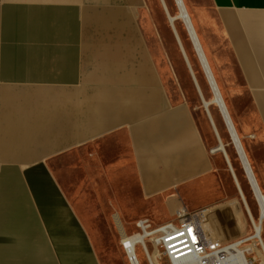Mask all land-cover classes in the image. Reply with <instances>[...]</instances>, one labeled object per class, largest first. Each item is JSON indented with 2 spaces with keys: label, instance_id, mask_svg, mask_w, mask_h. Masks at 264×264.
Instances as JSON below:
<instances>
[{
  "label": "crops",
  "instance_id": "obj_1",
  "mask_svg": "<svg viewBox=\"0 0 264 264\" xmlns=\"http://www.w3.org/2000/svg\"><path fill=\"white\" fill-rule=\"evenodd\" d=\"M184 2L264 192V0ZM148 20L146 0H0V264H101L73 172L117 230L134 205L215 202L206 122Z\"/></svg>",
  "mask_w": 264,
  "mask_h": 264
},
{
  "label": "rangeland",
  "instance_id": "obj_2",
  "mask_svg": "<svg viewBox=\"0 0 264 264\" xmlns=\"http://www.w3.org/2000/svg\"><path fill=\"white\" fill-rule=\"evenodd\" d=\"M148 6V21L149 24L146 28L141 30V37L147 38L149 45L155 46L157 41L158 45H161L160 39H162L164 53L170 48L171 40L174 37L170 31L167 18L158 0H146ZM169 12L175 14L177 7L174 0H165ZM202 3H207V0H201ZM150 10V11H149ZM137 12H133V19L136 18ZM176 29L181 37L183 45L189 56L194 73L200 84L203 98L209 101L212 98V92L207 82L205 74L199 64L197 56L194 52L193 46L189 40V36L185 29L184 23L179 19L175 22ZM184 25V26H183ZM175 43V40H174ZM176 45V43H175ZM177 47V45H176ZM178 49V48H177ZM175 48L174 50V68L170 67L171 73L168 74L166 79L170 82L179 83L183 89V93L186 101L188 102L191 109L197 118V121L204 119L206 126L202 128V135L205 142L209 145V148L216 144L215 137L207 123L205 112L202 105V99L199 97L197 90L195 89L186 64L179 52ZM179 52V53H178ZM215 103H210L209 109L215 120V123L220 131L223 138L226 151L229 155L232 163L233 170L236 174L242 192L244 194L247 205L250 209L251 214L256 217L258 214L257 201L255 200L253 192L251 191L250 184L246 178L242 165L240 163L238 154L234 148L233 143L230 140L228 131L225 127L220 111ZM215 154V155H214ZM213 158V178L215 181L216 196L215 202L202 209L204 211L203 220L207 225L210 236L218 238L224 244L227 242L238 239L243 236L244 233L251 231L249 218L244 206V203L238 194L235 187V183L232 179L231 173L228 166L225 164L222 154L217 151L212 153ZM60 172L57 171V174ZM82 175V176H81ZM91 171L85 172H73L72 183L77 182L78 186L85 184L86 189L84 191L85 207L87 208V215L85 225L89 223L91 228L96 232V253L101 264H129L126 255L120 247L119 243V231L115 228L114 220L107 212L109 220L99 219L95 214L94 203L92 193L88 187L91 183ZM75 196V193H74ZM205 196L197 193L186 194L184 197V203L191 209H196L205 202ZM145 211L148 217L153 223L162 222L167 219V207L161 204H143L142 208L137 205L132 206L127 213L125 218L126 222H123L125 229L132 226V221L137 217L138 212ZM264 239V231H263ZM254 252L248 259L255 258L252 264H259L258 260L263 256L259 244L254 241L253 243ZM88 255V254H87ZM138 256L141 264H146L144 257L138 250Z\"/></svg>",
  "mask_w": 264,
  "mask_h": 264
},
{
  "label": "bare ground",
  "instance_id": "obj_3",
  "mask_svg": "<svg viewBox=\"0 0 264 264\" xmlns=\"http://www.w3.org/2000/svg\"><path fill=\"white\" fill-rule=\"evenodd\" d=\"M163 11L164 14L167 18L168 21V25L170 28V31L174 37L175 43L177 45V48L186 64V67L188 69V72L190 74V77L192 79V83L195 87V89H197L198 94H200V96L202 97V102H203V109L205 110V117L207 120V123L213 133V136L215 137L216 140V144L214 146H212L210 148V152L211 153H216L217 151H219L222 154L223 160L226 164V161L224 159V155L223 152L226 153L227 157L229 158V155L226 151L225 148V144L223 141V138L220 134V131L218 130V127L215 123V120L211 114V111L209 109V105L210 103H215L214 105H217V107L219 108L221 115L223 117V121L225 124V127L228 131L229 137L231 142L233 143L237 154L239 156V159L241 160V163L243 165V169L246 173V178L249 181V184L251 186V191L253 192L252 194L255 197V200L257 201V206H258V214L256 217H254L251 212L250 209L247 205V202L245 200L244 194L242 192V189L240 187V184L238 182V186H236L235 183V187L238 191V188L241 191V195L242 198L246 204V212L249 218V222H250V227H251V231H249L246 235L227 242V244L224 243V258L221 260V264H252V262L254 261L255 258L252 259H248L249 256L253 255L254 252V247H253V243L254 241H256L260 248H261V253L263 258L261 257L258 260L259 264H264V239H263V231H264V192L261 191V187L258 185L259 183L256 180L254 171L251 167V165L249 164L246 152L244 150V146L242 144V140H240L239 135L237 133V130L234 126L233 120L231 118L229 109L226 105V102L222 96V93L219 89V86L216 82L215 76L213 74V71L211 69L209 60L207 59L206 53L204 51L202 42L199 38L197 29L195 27V24L193 22V19L191 17V14L184 2V0H174L175 5L177 7V12L175 14H171L169 12V9L167 7V4L165 2V0H158ZM150 11V10H149ZM179 19L184 23L185 25V29L187 31V34L189 36V40L193 46L194 52L197 56V59L199 61V64L205 74V77L207 79V82L210 86L211 92H212V98L209 101H206L203 98L202 95V90L200 89V84L198 83V80L196 78V73H194L189 56L187 54V51L183 45V42L181 40V37L176 29V25L175 22ZM183 25V26H184ZM197 85V87H196ZM206 108V109H205ZM206 110L208 111V113L206 112ZM210 115V116H208ZM210 117V118H209ZM211 119V120H210ZM212 122V123H211ZM215 155V154H214ZM214 158V157H213ZM230 160V158H229ZM227 165V164H226ZM233 179V178H232ZM234 181V180H233ZM238 194L240 195V192L238 191ZM241 198V199H242ZM243 202V203H244ZM245 206V205H244ZM204 215V211H202V216ZM116 225L119 228L120 232L122 233V240H124V236H123V224L116 219ZM202 226L203 228L208 231L207 225L205 224L203 218H202ZM138 264L139 261H138ZM186 264H195V260L194 259H190L186 262Z\"/></svg>",
  "mask_w": 264,
  "mask_h": 264
},
{
  "label": "built area",
  "instance_id": "obj_4",
  "mask_svg": "<svg viewBox=\"0 0 264 264\" xmlns=\"http://www.w3.org/2000/svg\"><path fill=\"white\" fill-rule=\"evenodd\" d=\"M202 217V210L190 211L180 204L172 218L161 223L139 217L132 232L123 231L124 240L118 228L120 247L129 264L140 263L138 250L146 264H186L190 259L195 264H221L224 244L207 233Z\"/></svg>",
  "mask_w": 264,
  "mask_h": 264
},
{
  "label": "water",
  "instance_id": "obj_5",
  "mask_svg": "<svg viewBox=\"0 0 264 264\" xmlns=\"http://www.w3.org/2000/svg\"><path fill=\"white\" fill-rule=\"evenodd\" d=\"M196 87H197V85H196ZM197 89H198V87H197ZM200 95V94H199ZM200 98L202 99V97L200 96ZM202 105H203V102H202ZM206 109V108H205ZM219 109V108H218ZM220 111V110H219ZM206 112L208 113V111L206 110ZM220 114H221V112H220ZM208 116H210V115H208ZM221 117H222V115H221ZM210 118V117H209ZM222 119H223V117H222ZM211 120V119H210ZM224 122V121H223ZM212 123V122H211ZM235 148V147H234ZM236 150V149H235ZM236 153H237V151H236ZM223 155H224V159H225V161H226V164H227V166H228V169H229V171H230V173H231V176H232V178H233V180H234V182L236 183V186H238V179H237V177H236V174H235V172H234V170H233V167H232V163H231V161L229 160V158L227 157V155H226V153L225 152H223ZM239 157V156H238ZM240 160V159H239ZM240 163H241V160H240ZM241 165H242V163H241ZM242 168H243V165H242ZM244 170V169H243ZM244 173H245V171H244ZM245 175H246V173H245ZM249 182V181H248ZM251 187V186H250ZM238 188V191L240 192V197L242 198V195H241V191H240V189H239V187H237ZM242 200H243V198H242ZM244 202V201H243ZM244 205H245V207H246V204H245V202H244Z\"/></svg>",
  "mask_w": 264,
  "mask_h": 264
},
{
  "label": "snow or ice",
  "instance_id": "obj_6",
  "mask_svg": "<svg viewBox=\"0 0 264 264\" xmlns=\"http://www.w3.org/2000/svg\"><path fill=\"white\" fill-rule=\"evenodd\" d=\"M190 234H191V230H189ZM193 242H195V237L193 236Z\"/></svg>",
  "mask_w": 264,
  "mask_h": 264
}]
</instances>
